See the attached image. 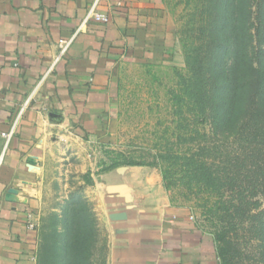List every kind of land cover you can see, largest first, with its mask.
Masks as SVG:
<instances>
[{"label": "crops", "instance_id": "0c3cea01", "mask_svg": "<svg viewBox=\"0 0 264 264\" xmlns=\"http://www.w3.org/2000/svg\"><path fill=\"white\" fill-rule=\"evenodd\" d=\"M94 2L0 0V156L22 111L0 166V264H38L39 228H28L44 206L37 179L64 155L94 172V149L120 113L119 69L174 61L165 0H101L109 22L84 23ZM89 192L108 211L107 264H220L215 240L171 205L157 170L100 172Z\"/></svg>", "mask_w": 264, "mask_h": 264}, {"label": "rangeland", "instance_id": "374dc122", "mask_svg": "<svg viewBox=\"0 0 264 264\" xmlns=\"http://www.w3.org/2000/svg\"><path fill=\"white\" fill-rule=\"evenodd\" d=\"M165 3L176 37L174 61L119 69L120 113L110 135L94 149V172H84V162L64 155L61 162L48 163L44 178L37 179L44 203L38 264H69L67 243L74 234L84 248L79 264H107L108 211L90 195L95 176L131 167L127 161H156L166 148L184 156L191 143L189 153L200 154L219 182L200 192L178 185L165 188L171 205L188 209L215 242L225 233L232 264H264V0ZM187 61L205 63L210 93L218 95L212 116L215 109L230 108L228 97L235 98L234 117L194 125L192 140L173 115L172 100ZM150 168L162 177L159 167ZM173 173L179 177L181 171ZM109 217L118 218L116 213Z\"/></svg>", "mask_w": 264, "mask_h": 264}, {"label": "trees", "instance_id": "16d2710c", "mask_svg": "<svg viewBox=\"0 0 264 264\" xmlns=\"http://www.w3.org/2000/svg\"><path fill=\"white\" fill-rule=\"evenodd\" d=\"M210 86L209 79L206 78L204 61H187L186 74L182 79L181 88L173 92L172 100L176 109L173 115L177 118L178 123L184 124V129L188 130L191 140L195 132L194 125L200 122L203 125H209L212 120H219L220 117V120L225 122L234 117L233 107L235 98L233 95L226 99L230 108L226 109V107L221 111L215 109V114L211 115L218 95H211L210 92L213 91V86L211 88ZM220 112L224 113L221 114ZM191 142H194V140ZM187 151L184 156H181V152H175L173 147L166 148L159 151V155L155 157L156 161L150 163L127 161L124 164L131 167H159L162 172L165 188L168 191H171L177 185L184 188L194 187L198 189V192L202 191L205 187L216 188L219 179L212 170V166L201 159L200 154L189 153L193 151L192 143L189 144ZM176 168L181 171L179 177L174 176L173 171ZM70 227L74 230L75 224L73 222L70 223ZM78 227L80 228L81 226ZM77 237L74 234L67 243L69 264H79L84 259L82 256L84 248L79 247L80 242L77 240ZM216 245L221 264H232V249L228 246L230 243L227 241L225 233H219Z\"/></svg>", "mask_w": 264, "mask_h": 264}, {"label": "built area", "instance_id": "2783aa9c", "mask_svg": "<svg viewBox=\"0 0 264 264\" xmlns=\"http://www.w3.org/2000/svg\"><path fill=\"white\" fill-rule=\"evenodd\" d=\"M100 1L101 0H95V2L93 3V5H92V7H91V9L89 11V14H88L87 18L84 21V23H86V22H88L90 20H94V21L101 22V23L109 22V20H110V16L109 15L103 14V13H100L99 11H97V7H98ZM118 6H121V4H119ZM21 115H22V111L18 114V116H17L16 120L14 121L10 131L6 134V142H5V145H4V149H3L2 155L0 156V166L4 162V158H5L6 152L8 150L9 144H10V142L12 140V137L15 134V128H16L17 122L19 120V117ZM38 226H39V224L34 220L33 215L29 214V216H28V228L31 231H35V230L38 229ZM34 259L38 260V256H36Z\"/></svg>", "mask_w": 264, "mask_h": 264}]
</instances>
